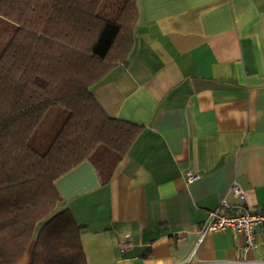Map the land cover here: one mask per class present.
Masks as SVG:
<instances>
[{"label":"crops","instance_id":"crops-1","mask_svg":"<svg viewBox=\"0 0 264 264\" xmlns=\"http://www.w3.org/2000/svg\"><path fill=\"white\" fill-rule=\"evenodd\" d=\"M137 5L129 64L94 93L110 116L144 129L108 184L88 160L56 181L87 262L264 264V226L254 248L230 230L199 243L211 209L240 203L234 181L247 206L264 209V0ZM33 247L17 264H31Z\"/></svg>","mask_w":264,"mask_h":264},{"label":"trees","instance_id":"trees-1","mask_svg":"<svg viewBox=\"0 0 264 264\" xmlns=\"http://www.w3.org/2000/svg\"><path fill=\"white\" fill-rule=\"evenodd\" d=\"M137 0H0V264H88L56 181L83 161L108 184L144 129L94 93L135 45Z\"/></svg>","mask_w":264,"mask_h":264},{"label":"built area","instance_id":"built-area-1","mask_svg":"<svg viewBox=\"0 0 264 264\" xmlns=\"http://www.w3.org/2000/svg\"><path fill=\"white\" fill-rule=\"evenodd\" d=\"M198 176L189 174L188 180L194 181ZM233 194L240 203L230 205L226 199L208 213L207 220L201 225L199 243L209 232L230 230L234 235L242 234L246 238V249L254 248L258 245L255 231L258 227L264 226V209H251L246 204V194L237 181H234L231 188ZM127 240L122 242L126 246ZM189 260L186 264H191ZM241 264L251 263L241 260Z\"/></svg>","mask_w":264,"mask_h":264}]
</instances>
